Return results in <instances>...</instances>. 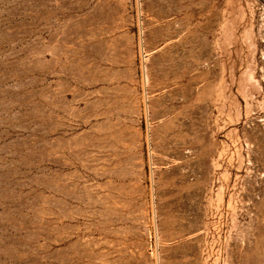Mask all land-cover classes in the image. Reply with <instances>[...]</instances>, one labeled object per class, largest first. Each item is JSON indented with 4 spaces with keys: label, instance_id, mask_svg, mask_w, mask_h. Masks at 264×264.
<instances>
[{
    "label": "rangeland",
    "instance_id": "obj_1",
    "mask_svg": "<svg viewBox=\"0 0 264 264\" xmlns=\"http://www.w3.org/2000/svg\"><path fill=\"white\" fill-rule=\"evenodd\" d=\"M0 264H264V0H0Z\"/></svg>",
    "mask_w": 264,
    "mask_h": 264
}]
</instances>
